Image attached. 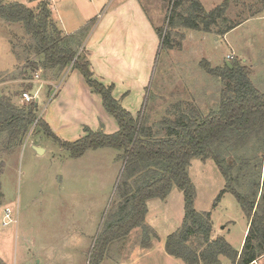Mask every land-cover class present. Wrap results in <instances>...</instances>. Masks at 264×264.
Instances as JSON below:
<instances>
[{
    "label": "rangeland",
    "instance_id": "rangeland-1",
    "mask_svg": "<svg viewBox=\"0 0 264 264\" xmlns=\"http://www.w3.org/2000/svg\"><path fill=\"white\" fill-rule=\"evenodd\" d=\"M41 1L3 0V3L18 2L36 8ZM222 1L201 0L208 10ZM177 2L180 5L173 12ZM138 7L142 12L135 11ZM50 8L63 30L75 35L73 47L78 49V55L89 62V46L100 42L111 50L116 44L123 45L121 55L125 56L127 65L116 74L115 80L134 88L132 94L139 99L131 105L132 111L136 117L142 111L143 124L150 135L166 136L171 120L182 115L204 118L219 107L225 84L204 69V60L212 67H221L233 51L234 58L230 62L241 61L250 67L254 86L264 92V12L253 15L223 36L216 31L207 35L203 31L177 27L181 22L177 11L190 14L191 0H54ZM101 23H107L103 25L107 26L104 32L103 28H98ZM54 27L52 22L51 32ZM166 35L168 40L165 41ZM32 59L40 64L39 69L43 68L42 55L37 51L34 38L21 24L0 16V100L9 97L18 107H28L22 93L35 94L34 84L30 82L35 73L29 65ZM139 59L141 64H138ZM134 70L141 72L137 86H131L132 76L137 75ZM48 73L44 72L42 78L58 77ZM93 78L106 87L112 86L114 93L112 84L104 83L94 74ZM91 89L104 107L102 96ZM44 90L45 94L37 95L36 115L43 117L61 140L74 142L90 131L104 132L91 128L96 125V105L89 110L79 97L68 94L62 99L54 97L51 85ZM36 123L30 125L21 135V143L15 146L9 147L6 143L8 133L0 135V162L4 161L0 174V262L89 264L97 237L123 201V151L100 147L88 150L84 158L77 160ZM36 145H40L44 153H39ZM226 158L231 164L235 163L232 174L239 177V191L248 192L259 173L264 177V152L257 153L249 146L228 153ZM242 160L250 163L240 168ZM189 175L196 188V209L212 212L213 238L223 237L235 250H241L248 218L233 194L226 193L217 201L226 180L216 161L193 158ZM6 208L11 209L15 219L7 226L3 224ZM182 223L183 196L174 185L164 207L161 203L149 204L147 227H137L128 236L111 242L102 264H185L180 258L166 256L165 248L162 252L154 249L151 255H133L135 249L150 248L156 240L158 245L164 240L165 246L168 236ZM220 260L221 264H234L227 256ZM259 264H264V259Z\"/></svg>",
    "mask_w": 264,
    "mask_h": 264
},
{
    "label": "trees",
    "instance_id": "trees-1",
    "mask_svg": "<svg viewBox=\"0 0 264 264\" xmlns=\"http://www.w3.org/2000/svg\"><path fill=\"white\" fill-rule=\"evenodd\" d=\"M179 5V2L175 4L173 12ZM236 5L243 9L225 16L232 0H225L211 11H206L200 0H191V13L183 15L177 11L176 15L183 27L224 34L264 12V0H236ZM51 6L49 0L39 2L36 8L18 2L5 4L0 0V16L8 22L21 24L34 38L37 51L42 55L43 68L39 69L40 64L32 59L29 65L33 71H56V75H61L73 64L89 86L102 96L103 105L118 122L119 130L113 134L90 131L74 142L63 141L43 117L36 115V101L20 108L11 98L3 97L0 100V135L8 133L6 143L9 147L15 146L21 143V135L37 121L36 125L43 127L47 136L73 158L100 147L123 151V201L97 237L89 264H102L111 242L128 236L137 227H145L148 201L166 199L174 185L183 191L185 214L181 227L166 240L165 250L169 255L182 259L185 264H221L222 256L229 257L234 264H255L264 257V177L259 173L249 191L241 192L237 185L239 177L232 174L235 163L231 164L226 158L228 153L249 146L257 153L264 152V92L254 86L251 68L241 61H231V66L212 67L204 60V69L225 84L219 107L204 118L182 115L171 120L167 135L156 137L146 133L142 111L134 117L114 98L112 86L106 87L93 78L89 60L78 55V49L73 47L75 35H67L60 29L52 18ZM52 22L55 27L51 32ZM193 158L216 161L226 180L217 201L226 193L233 194L247 216L248 231L241 250H235L223 237L213 238L212 212L196 209V188L189 175ZM249 163L242 160L240 168ZM3 167L4 161L0 162V174Z\"/></svg>",
    "mask_w": 264,
    "mask_h": 264
},
{
    "label": "crops",
    "instance_id": "crops-1",
    "mask_svg": "<svg viewBox=\"0 0 264 264\" xmlns=\"http://www.w3.org/2000/svg\"><path fill=\"white\" fill-rule=\"evenodd\" d=\"M224 1H222L218 5H221ZM200 2H201V0H200ZM202 5H203V3H202ZM218 5H215L210 10H208V9H205V10L206 11H211ZM236 6H237L236 5V0H232V6H231L230 9H228V11H227L228 13L226 12L227 14L225 16L234 15V14H236L238 12L239 9H243V8H239V7H236ZM203 7H204V5H203ZM135 11L137 13L138 12H142V8L138 7V8L135 9ZM178 12H180V11H178ZM183 15H185V14H183ZM52 18L58 24L60 29L65 34L71 35L67 31L63 30L61 25L58 23V20L54 19L53 15H52ZM103 23H101V25H99L98 28H103V32H104V29H106L107 26L104 27L103 25H105V24L107 25V23H105V24H103ZM180 25H181V22H178L177 27H183L182 25L181 26ZM189 29H191V28H189ZM191 30H195V29H191ZM232 30H230V31H232ZM196 31H199V30H196ZM229 32L224 33V34H218V33H216V34L225 36ZM206 33H207V35L208 34H212V32H206ZM120 44H116L114 46V48L112 47L111 50L106 45H104L103 43L101 44L100 42L98 44L89 46V49H90V51H89L90 52V62H91L90 68H91L95 78H97L99 80H102L106 84H112L114 86V93H113L114 97L119 99L122 102L123 107L126 108L127 110L131 111L133 113V116H134V112L132 111V108H134V107L131 106V105H134V101L136 99H139V97H137V96H136V98L134 97V95L132 94V90L134 88H129L130 85H128L129 87H125L124 84L119 83V82H117L115 80L116 74L118 72L124 71L125 67L127 65V62L125 61V56L121 55V54H123V52L121 51V49H123V45H120ZM230 54H234L233 51ZM230 54H228V55H230ZM228 55L226 57V61H225L224 65H226L227 63L230 62V60L228 59ZM138 64H141L140 59H139ZM243 64H245V63H243ZM223 66H221V67H223ZM55 73H56V71H53V73L49 72L48 75H50V74L52 75V74H55ZM134 73L137 74V75L136 76H132L133 79H131L132 80L131 82L133 84H131V86H133L134 84L136 85V82L138 83L140 81V78H141L140 70L139 71H135L134 70ZM43 74L44 73L42 72V76H43ZM58 77H59V75H58ZM58 77L57 78H52L51 80H50L49 77L46 78V80L55 82V81H58V79H61V78L64 80V78L66 77V79L64 80V83H62V85L59 88V91L57 92V94L54 97L58 96L59 99H62L63 96H65L67 94L70 95V96L79 97L80 101L81 100L85 101V105L84 106H88L89 110H90V108H93L94 105H96L97 109L94 110V113L96 115V120H95L96 125L92 126L91 128L93 130H100L101 129V130L104 131V133H107V134H113V133H116L119 130V125H118L116 119L112 115H110L107 111H105L104 107L102 106L100 97L98 95H95L92 92L91 87L86 83L83 75L77 69L73 68V64H71L68 68H66L62 72L60 77L59 78ZM144 80H146L145 82H147V78L146 77H145ZM145 82H143V83H145ZM137 85H139V83ZM47 86H48L47 84L41 85L40 83H37V84L35 83L34 84V91H38V93L41 92V94H45L44 88L47 89ZM143 87H145V85ZM122 95H125V97L122 96ZM120 97H122V99ZM92 100H95V102L97 104L95 102H92ZM134 117H136V116H134ZM36 146L40 147V145H36ZM84 156L76 158V159L80 160V159L84 158ZM121 156H123V152H122ZM181 196H183V218H184V214L185 213H184V195H183V191H181ZM157 199H160V198H153V199H150L148 201V213L146 215V225H147V217L149 216V204H151V202H156V203H161L163 205V207H164V204L166 203V199L167 198L165 200L160 199V201H157ZM247 231H248V228L246 230V234H247ZM214 232H215V229L213 231V234H214ZM157 241L158 240H156L154 245H152V247H150V248H145L144 247L141 250L139 248L135 249L133 255H135L136 257H138L139 254L151 255V252L154 249L155 250H159L160 252H162L163 249L165 248L164 240L159 242V245H158ZM166 256H171V255L166 253ZM263 259H264V257H262L259 261H256L255 264H259Z\"/></svg>",
    "mask_w": 264,
    "mask_h": 264
},
{
    "label": "built area",
    "instance_id": "built-area-1",
    "mask_svg": "<svg viewBox=\"0 0 264 264\" xmlns=\"http://www.w3.org/2000/svg\"><path fill=\"white\" fill-rule=\"evenodd\" d=\"M51 3L54 2V0H49ZM234 58V54H230L228 55V59H232ZM63 80V79H62ZM62 80L60 82H52V81H49V80H46V79H43L42 78V74L40 73V70L35 72L32 79L30 80V82L32 83H40L41 85H51L52 86V96H55L57 94V92L59 91V88L62 84ZM38 91H35V94L32 95V93H30L29 91H24L22 93V99L24 100L25 103H31V102H34V101H38ZM15 219L12 218V211L10 208H6L4 210V213H3V224L5 226L9 225L11 222H14Z\"/></svg>",
    "mask_w": 264,
    "mask_h": 264
},
{
    "label": "water",
    "instance_id": "water-1",
    "mask_svg": "<svg viewBox=\"0 0 264 264\" xmlns=\"http://www.w3.org/2000/svg\"><path fill=\"white\" fill-rule=\"evenodd\" d=\"M227 65L231 66V63H227ZM38 104V102H36ZM35 149L39 152V153H43L44 152V149L39 147V146H35Z\"/></svg>",
    "mask_w": 264,
    "mask_h": 264
}]
</instances>
